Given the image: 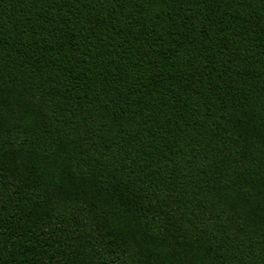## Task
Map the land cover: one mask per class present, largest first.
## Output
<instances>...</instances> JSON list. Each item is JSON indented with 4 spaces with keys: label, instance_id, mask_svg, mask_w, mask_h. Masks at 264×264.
<instances>
[{
    "label": "trees",
    "instance_id": "obj_1",
    "mask_svg": "<svg viewBox=\"0 0 264 264\" xmlns=\"http://www.w3.org/2000/svg\"><path fill=\"white\" fill-rule=\"evenodd\" d=\"M0 264H264V0H0Z\"/></svg>",
    "mask_w": 264,
    "mask_h": 264
}]
</instances>
